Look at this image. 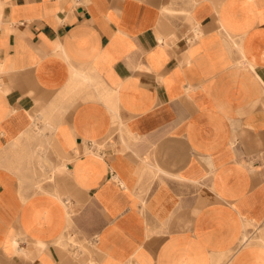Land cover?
Masks as SVG:
<instances>
[{"label":"crops","instance_id":"1","mask_svg":"<svg viewBox=\"0 0 264 264\" xmlns=\"http://www.w3.org/2000/svg\"><path fill=\"white\" fill-rule=\"evenodd\" d=\"M0 264H264V0H0Z\"/></svg>","mask_w":264,"mask_h":264},{"label":"rangeland","instance_id":"2","mask_svg":"<svg viewBox=\"0 0 264 264\" xmlns=\"http://www.w3.org/2000/svg\"><path fill=\"white\" fill-rule=\"evenodd\" d=\"M99 147H100V149H102L103 146L100 145Z\"/></svg>","mask_w":264,"mask_h":264}]
</instances>
